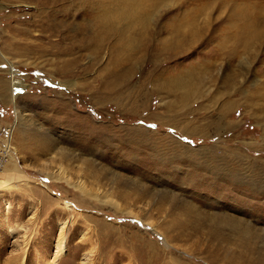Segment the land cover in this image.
Here are the masks:
<instances>
[{
    "label": "rangeland",
    "instance_id": "rangeland-1",
    "mask_svg": "<svg viewBox=\"0 0 264 264\" xmlns=\"http://www.w3.org/2000/svg\"><path fill=\"white\" fill-rule=\"evenodd\" d=\"M49 6L0 0V264H264V33L228 36L264 0H150L69 54L35 51Z\"/></svg>",
    "mask_w": 264,
    "mask_h": 264
},
{
    "label": "bare ground",
    "instance_id": "bare-ground-1",
    "mask_svg": "<svg viewBox=\"0 0 264 264\" xmlns=\"http://www.w3.org/2000/svg\"><path fill=\"white\" fill-rule=\"evenodd\" d=\"M32 1L40 5L46 4L49 6L50 4L49 12L45 13L44 15L40 14L42 15L41 19L39 20L40 24L32 25V26H35L34 28L38 32L37 34H31V38H34V40L37 41V44L35 45V51H38V52L45 51L44 46L47 43V41L45 42V40H48V42H50L46 45L51 46V49H54L57 53H60V54H69L77 48H80V50L82 49L84 50L87 47L92 46L93 44L95 45L94 47H98L100 46V42L104 40L105 35H112L114 32L113 30L118 29L119 27L118 24H122V28H124V29H121V31H125V33L126 32L128 33V35L125 36L126 41L124 42V46L127 49L135 41V39L130 36L134 31H138L137 34H141V35L147 34L144 32V28H145L144 25L146 26L147 24L145 20L148 21V17H147L148 13L144 10H147L146 6L150 2V0H112L115 3V6H113L112 8L104 7L106 6V4L104 3H106L107 0H97V1L95 0L97 5H100V7H104L103 10L105 11L107 10V11L100 15L99 17L100 19L98 18L97 22L95 23L96 28L91 33V36L83 32L82 26L77 21L80 15V12L72 11V5H80V4L82 5V0H32ZM112 1L110 0V2ZM192 1H206V0H192ZM249 1L250 0H245L247 4H249ZM256 1L259 2V0H256ZM188 17L190 16L188 14H185L184 19L180 18V21H183V23L185 24L186 23L185 19H187ZM245 18H246V15L243 14L242 16L231 18L230 21H236V23H238L237 21L238 19L243 20ZM255 18H258V16L250 17L249 19H251L252 22L246 24L245 26L243 24L235 25L234 22H231L230 24L232 26H235L236 29L234 33L228 36H235V38L237 37L239 38V40L241 38L243 39V42L245 41L244 45L246 47H252V44H251L252 41L257 37L262 36L264 33L263 30H257L256 28L253 29L254 27L261 25V23L257 22ZM188 25L190 24H187V26ZM25 30L28 32H33V29L29 26H27ZM177 31L179 32L180 29ZM244 31H248V32H244ZM193 35L197 36L196 33ZM52 38H55V40H52ZM110 39L111 38H108V40ZM5 44L6 46L9 45V41L6 40V37H5ZM13 44L14 42H12V45ZM234 48L237 49V46H235ZM30 50L32 51L31 48L28 51ZM230 51L231 50H229V52ZM124 78L125 76L119 73L118 80H123ZM115 82H116V79H115ZM14 84L17 85L20 83L16 82ZM3 94H6V92L3 91ZM186 95L188 96V94ZM256 98H259L261 102L260 109H264V88L258 90L256 94ZM78 187H80L83 190H86L84 187V184H81ZM112 202L116 206H118V203H116L115 201H112ZM24 259H25V254L20 255V256H14V257L12 256L10 261H12L11 262L12 264H24L25 263Z\"/></svg>",
    "mask_w": 264,
    "mask_h": 264
}]
</instances>
